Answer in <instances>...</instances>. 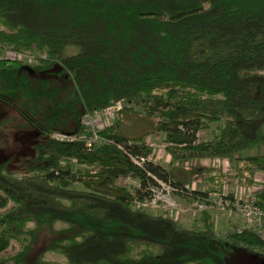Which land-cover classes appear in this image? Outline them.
Listing matches in <instances>:
<instances>
[{
  "label": "trees",
  "instance_id": "obj_1",
  "mask_svg": "<svg viewBox=\"0 0 264 264\" xmlns=\"http://www.w3.org/2000/svg\"><path fill=\"white\" fill-rule=\"evenodd\" d=\"M0 26V104L36 133L20 178L0 165V209L12 204L0 213V254L20 245L0 264H227L234 246L264 247L251 229L219 237L210 222L185 228L137 207L158 180L201 202L211 192L186 188L149 159L139 167L117 147L149 157L146 135L124 137L117 124L101 132L111 142L93 149L52 137L80 134L83 113L122 100L121 116L137 108L155 119L173 161L227 158L233 171L215 184L252 185L264 174V154H245L264 146V0H0ZM8 48L36 51V64L6 58ZM54 70L65 85L30 74ZM220 120L217 135L198 140ZM73 160L93 173L78 174ZM126 176L139 182L133 191L117 184ZM254 205L264 213V185ZM44 228L53 238L29 261Z\"/></svg>",
  "mask_w": 264,
  "mask_h": 264
},
{
  "label": "rangeland",
  "instance_id": "obj_2",
  "mask_svg": "<svg viewBox=\"0 0 264 264\" xmlns=\"http://www.w3.org/2000/svg\"><path fill=\"white\" fill-rule=\"evenodd\" d=\"M9 51H11L9 48L7 50H4L3 55H7ZM21 52L24 54H22ZM21 52V61L27 63L30 66L36 64V51ZM30 74L34 78L46 79L52 84H58L59 82V85H65V78H59L56 74V70H54V72L51 74H33L32 72H30ZM117 124L119 125V127L117 128L116 132L124 136L134 137L138 135H152L155 133V119L141 114L140 112H138L137 108L126 110L122 114V116L120 112L118 120L112 126H115ZM223 125L224 120L207 122L206 127L198 132V140L203 141L212 139L219 133ZM151 137L148 138L149 141ZM35 141V131L31 129L15 111L11 110L9 107L4 106L3 104H0V165L3 172L10 171L12 172L13 177L20 178L23 174L22 165L34 153L32 146L34 145ZM156 142L157 144H160L162 142V138L156 140ZM252 151L254 152V154H264V146L256 147ZM247 153L248 151L245 154ZM71 165L74 171H78V174H85L86 172H88L89 174L93 173L91 167L77 164L74 160L71 161ZM185 168L188 171L193 170V168L191 167ZM176 170V168L173 169V172H176ZM117 184L126 187L130 191H133L134 188L139 186V182L130 176L120 177L117 180ZM73 187L83 188V185L80 182H75L73 184ZM174 194L176 193H168L164 188H162V186L159 185L157 189L153 190V195L150 199H146L144 200V202L134 201V204L136 206L138 204L147 212L153 214H157L158 211L161 210L163 212H160V214H165L170 218L176 219L185 228H192L197 230L201 229V219L203 216L199 211L200 207L192 201L189 202L186 199L183 201V195L179 194V197H177ZM155 196H157L158 198ZM247 196L248 195H246V197ZM246 197H243V200ZM143 203H145L146 206H143ZM11 205L12 204L9 203L6 208L0 209V213L9 208ZM216 208L213 209L212 212L215 214H219L215 216H217V218L221 217L223 225L220 226L219 224L216 228H214V231L217 236L226 237V235L232 231V228H235L236 225L239 224L238 220H240V217L235 212H232L231 217L228 218L227 214L219 211ZM234 213L236 214V216H234ZM55 227L56 229H61L65 226L62 223H56ZM52 238L53 236L46 228L41 229L37 234V240L32 246L27 259L29 261H33L39 254V252L50 243ZM262 238L264 241V236ZM19 249L20 245L18 244V242L12 240L7 250L0 254V257L6 258L8 256L14 255L19 251ZM45 258L52 261H61V257L59 255L51 252H48L45 255ZM227 264H264V247L262 249L258 248L254 249V251H248L243 245L234 246L231 252L228 254Z\"/></svg>",
  "mask_w": 264,
  "mask_h": 264
},
{
  "label": "crops",
  "instance_id": "obj_3",
  "mask_svg": "<svg viewBox=\"0 0 264 264\" xmlns=\"http://www.w3.org/2000/svg\"><path fill=\"white\" fill-rule=\"evenodd\" d=\"M139 136L142 135H138L134 137H129V136H124V137L136 138ZM149 137H151L150 141L148 140ZM160 138H162V142L160 144H157L156 140H159ZM144 140H147L148 146L152 147L153 149L152 154L149 156V160L167 169L173 180L180 183H184L186 188L190 190H200V191L209 190L212 193H216L215 191L220 192L224 190L226 192V196L231 201H234L236 199L241 200L243 199V197H246V195L254 196L257 193V191H259L264 185V174L260 172H256L254 174L253 184L247 187L239 185L236 181L232 179H228L221 184H215L216 181L214 180L213 176L217 173L227 174L233 171V166H234L233 161L227 158H201V159H192V160H183V161H173L171 159V156L165 151L166 143H165L164 133L156 132L152 135L147 134L144 137ZM252 150L253 149L249 150L247 154L260 155V154H254ZM185 167H191L193 168V170L188 171ZM175 168L177 170L176 172H173V169ZM205 174L208 175L207 179H205L204 177ZM174 195L179 197V194L177 193ZM182 197H183L182 198L183 201L186 199L189 202L191 201L194 202L195 204L196 202H199L198 200H194L187 196H182ZM206 206L203 209L201 208L199 209V211L203 216L201 219L202 228L204 222H210L212 224L213 229L216 228L219 224L220 226L223 225L221 217L217 218V216H215L219 214L217 212H216L217 214L212 212V210L215 209L216 207H217L216 209H218L219 211L227 214L228 218L231 217L232 212H229V210H221L218 206L215 207V205L210 202L207 203ZM160 212L163 211L159 210L156 215H162L160 214ZM163 216L166 215L163 214ZM234 216H236L235 213ZM239 222L240 220H238V223Z\"/></svg>",
  "mask_w": 264,
  "mask_h": 264
},
{
  "label": "built area",
  "instance_id": "obj_4",
  "mask_svg": "<svg viewBox=\"0 0 264 264\" xmlns=\"http://www.w3.org/2000/svg\"><path fill=\"white\" fill-rule=\"evenodd\" d=\"M21 53L9 51L8 54L4 56L9 59L21 60L20 56L24 54ZM124 107V101L120 100L101 109L86 111L80 118V126L82 128V132L80 134L68 135L65 133L56 132L52 135V137L61 142L82 141L85 147L88 149H93L110 143L111 141L107 137L103 136L101 132L104 129L114 125V123L118 120L119 113L124 109ZM144 143L148 145L147 140H144ZM127 144L130 145L131 142L129 141ZM117 147L123 150L124 153L128 155L130 160L139 167H142L144 162L149 159V157L131 154V152H129L126 146L122 143H118ZM158 182L160 186H162V188H164L168 193L182 192L180 188L168 182H162L159 180ZM208 202L218 206L221 210L235 212L240 217L239 224L236 225L235 228H232L233 232H241L244 229H251L260 234L261 237L264 236V231L262 229L264 213L259 207L254 205V196H247L244 200L236 199L231 201L226 196V192L223 190L216 193L211 192L208 196ZM196 204L200 208H203L207 205L206 202L201 201L196 202ZM142 205L146 206L145 203ZM137 207L140 206L137 204Z\"/></svg>",
  "mask_w": 264,
  "mask_h": 264
}]
</instances>
